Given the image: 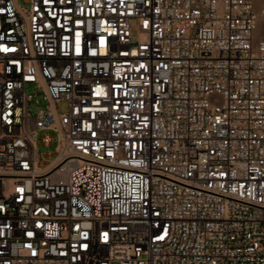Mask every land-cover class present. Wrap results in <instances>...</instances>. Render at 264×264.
I'll return each mask as SVG.
<instances>
[{"label": "built area", "instance_id": "2783aa9c", "mask_svg": "<svg viewBox=\"0 0 264 264\" xmlns=\"http://www.w3.org/2000/svg\"><path fill=\"white\" fill-rule=\"evenodd\" d=\"M25 1L0 0V264H264L252 0Z\"/></svg>", "mask_w": 264, "mask_h": 264}, {"label": "rangeland", "instance_id": "374dc122", "mask_svg": "<svg viewBox=\"0 0 264 264\" xmlns=\"http://www.w3.org/2000/svg\"><path fill=\"white\" fill-rule=\"evenodd\" d=\"M18 3L22 6V8L24 10H27L28 4L25 0H17ZM255 9L259 12V16L257 19V26H256V30L254 33V38L258 39V38H264V0H252ZM130 26H131V30H132V42L135 43L137 41V27H136V21L134 19H132L130 21ZM27 91L30 93H34V87L31 84H28L27 86ZM36 98L39 100V102L42 104V100H41V96L40 95H36ZM30 112L31 114H36L37 113V106L32 102L30 103ZM67 108V105L65 102H61L58 105V110L60 112H64ZM43 133H45V131H41L38 133L37 139L39 141L41 135H43ZM49 134L52 135L53 141L51 143V145L49 146H42L40 144V142H38V148L40 151H42L43 153L45 152H51V151H55L56 146H57V135L55 132L53 131H49ZM52 157H46L47 160H50ZM42 164V163H41Z\"/></svg>", "mask_w": 264, "mask_h": 264}]
</instances>
